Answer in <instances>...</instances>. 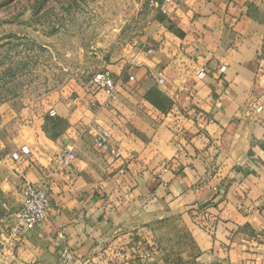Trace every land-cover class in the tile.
<instances>
[{
	"label": "crops",
	"instance_id": "crops-1",
	"mask_svg": "<svg viewBox=\"0 0 264 264\" xmlns=\"http://www.w3.org/2000/svg\"><path fill=\"white\" fill-rule=\"evenodd\" d=\"M140 4V28L108 35L102 50V70L121 81L114 96L71 82L0 108V243L19 224L24 178L50 201L21 231L15 264L264 257V0H175L167 13L146 3L145 27ZM98 129L118 156L97 149Z\"/></svg>",
	"mask_w": 264,
	"mask_h": 264
},
{
	"label": "rangeland",
	"instance_id": "rangeland-1",
	"mask_svg": "<svg viewBox=\"0 0 264 264\" xmlns=\"http://www.w3.org/2000/svg\"><path fill=\"white\" fill-rule=\"evenodd\" d=\"M136 2L145 27L143 0H0V108L20 109L71 82L97 87L108 35L140 28L131 20Z\"/></svg>",
	"mask_w": 264,
	"mask_h": 264
},
{
	"label": "built area",
	"instance_id": "built-area-1",
	"mask_svg": "<svg viewBox=\"0 0 264 264\" xmlns=\"http://www.w3.org/2000/svg\"><path fill=\"white\" fill-rule=\"evenodd\" d=\"M151 7L160 9L162 12H169V6L175 0H143ZM226 66L222 65L221 69L225 70ZM209 73L208 65H201L197 71V76L200 78H205ZM131 79L134 76L131 75ZM95 84L98 88L105 90L110 96H114L117 87L120 84L114 74L108 70H101L95 75ZM158 82L164 84L166 82V77L161 75L158 77ZM51 113L54 115L55 111L52 110ZM111 134L107 129H98L95 137V146L104 152H110L115 156L120 154L119 149L111 142ZM25 152H29V149L25 146L23 148ZM15 158L19 155L14 153ZM76 157L74 150L69 147L66 151L65 159L67 161L73 160ZM23 201L19 209L17 210V217L19 224L16 227L9 228L6 230L8 241L0 243V264H15L14 256L16 254L17 248L23 243L24 236L21 231L30 230L40 224L47 218V209L50 204L48 193L37 186L32 180L28 178L23 179ZM150 252H144L141 254L143 258H147ZM145 264H150L146 262ZM260 264H264V257L261 259Z\"/></svg>",
	"mask_w": 264,
	"mask_h": 264
}]
</instances>
